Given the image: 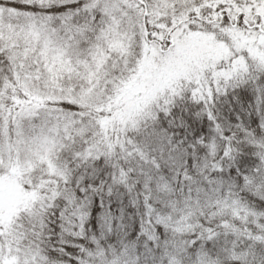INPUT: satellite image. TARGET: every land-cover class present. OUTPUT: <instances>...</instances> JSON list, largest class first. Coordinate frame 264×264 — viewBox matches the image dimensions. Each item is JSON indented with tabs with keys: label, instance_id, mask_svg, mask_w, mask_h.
I'll list each match as a JSON object with an SVG mask.
<instances>
[{
	"label": "snow or ice",
	"instance_id": "1",
	"mask_svg": "<svg viewBox=\"0 0 264 264\" xmlns=\"http://www.w3.org/2000/svg\"><path fill=\"white\" fill-rule=\"evenodd\" d=\"M0 264H264V0H0Z\"/></svg>",
	"mask_w": 264,
	"mask_h": 264
},
{
	"label": "trees",
	"instance_id": "2",
	"mask_svg": "<svg viewBox=\"0 0 264 264\" xmlns=\"http://www.w3.org/2000/svg\"><path fill=\"white\" fill-rule=\"evenodd\" d=\"M68 239H69V241L71 240V238H70V237H69ZM66 250H67V249H66Z\"/></svg>",
	"mask_w": 264,
	"mask_h": 264
}]
</instances>
